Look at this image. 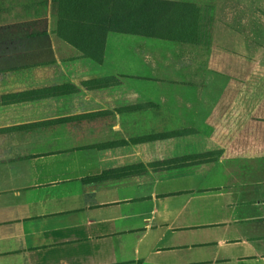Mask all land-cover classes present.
Here are the masks:
<instances>
[{
	"label": "crops",
	"instance_id": "obj_1",
	"mask_svg": "<svg viewBox=\"0 0 264 264\" xmlns=\"http://www.w3.org/2000/svg\"><path fill=\"white\" fill-rule=\"evenodd\" d=\"M162 1L98 62L0 0V264H264V0Z\"/></svg>",
	"mask_w": 264,
	"mask_h": 264
},
{
	"label": "trees",
	"instance_id": "obj_2",
	"mask_svg": "<svg viewBox=\"0 0 264 264\" xmlns=\"http://www.w3.org/2000/svg\"><path fill=\"white\" fill-rule=\"evenodd\" d=\"M167 3L162 0H115L114 6L112 0H75L73 6L66 9V15L76 37L68 38L90 57L101 62L109 31L164 36L161 34L162 27L166 26L168 16L175 12ZM174 30L172 27L171 33H175ZM208 36L211 37V31ZM209 38L207 43H210ZM210 155L206 153L200 157Z\"/></svg>",
	"mask_w": 264,
	"mask_h": 264
},
{
	"label": "rangeland",
	"instance_id": "obj_3",
	"mask_svg": "<svg viewBox=\"0 0 264 264\" xmlns=\"http://www.w3.org/2000/svg\"><path fill=\"white\" fill-rule=\"evenodd\" d=\"M254 76H257V73H253Z\"/></svg>",
	"mask_w": 264,
	"mask_h": 264
}]
</instances>
